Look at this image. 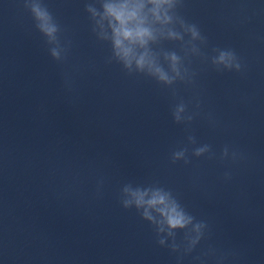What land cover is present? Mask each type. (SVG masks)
<instances>
[{"label":"water","instance_id":"obj_1","mask_svg":"<svg viewBox=\"0 0 264 264\" xmlns=\"http://www.w3.org/2000/svg\"><path fill=\"white\" fill-rule=\"evenodd\" d=\"M89 6L0 0V264H264V0H177L200 38L175 23L182 39L150 45L170 75L180 58L171 84L125 68ZM126 186L170 192L199 242L124 207Z\"/></svg>","mask_w":264,"mask_h":264},{"label":"clouds","instance_id":"obj_2","mask_svg":"<svg viewBox=\"0 0 264 264\" xmlns=\"http://www.w3.org/2000/svg\"><path fill=\"white\" fill-rule=\"evenodd\" d=\"M177 0H100V10L88 7L101 39L110 41L114 57L129 71L147 72L165 84H171L181 76L180 58L175 53L166 54L170 64L171 75L159 64L157 57L151 51L150 45L161 38L182 39L180 32L173 30V25L179 23L186 33H190L193 40L199 39V32L194 25H185L174 13ZM31 11L37 21L40 31L48 37L50 43H55L57 25L48 11L38 2L31 4ZM54 58H59L60 51L51 49ZM213 63L225 68L235 67V56L230 51H221L214 58ZM183 105L177 107L175 116L179 120ZM207 146L198 148L196 155L206 152ZM226 154V153H225ZM184 156L183 152L174 154V159ZM124 207L135 206L143 210V217L156 225L158 233H166L171 237L176 230H184L191 226L188 248L195 246L202 234L204 225L194 223L170 192L162 188H124ZM161 245L164 239L159 241ZM175 248V246H173Z\"/></svg>","mask_w":264,"mask_h":264}]
</instances>
